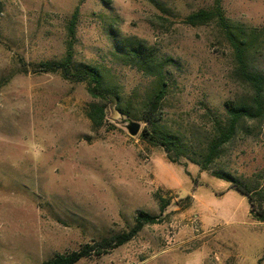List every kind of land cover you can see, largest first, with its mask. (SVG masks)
Masks as SVG:
<instances>
[{
	"label": "rangeland",
	"instance_id": "1",
	"mask_svg": "<svg viewBox=\"0 0 264 264\" xmlns=\"http://www.w3.org/2000/svg\"><path fill=\"white\" fill-rule=\"evenodd\" d=\"M213 2L0 0V264H42L79 251L128 232L140 211L159 222L76 264H264V223L214 176L227 173L259 192L264 209V109L239 122L209 170L187 160L200 157L225 122L224 103L251 93L235 78L216 23L184 22ZM221 8L237 33L255 31L246 60L264 77V0H221ZM75 11L73 60L97 67L116 98L92 99L86 83L39 67L63 58ZM125 37L174 61L164 71L168 92L155 127L180 139L186 156L176 163L140 139L150 128L143 112L155 79L116 56ZM90 103L103 108L99 127L87 116ZM128 122L140 125L135 137Z\"/></svg>",
	"mask_w": 264,
	"mask_h": 264
},
{
	"label": "trees",
	"instance_id": "2",
	"mask_svg": "<svg viewBox=\"0 0 264 264\" xmlns=\"http://www.w3.org/2000/svg\"><path fill=\"white\" fill-rule=\"evenodd\" d=\"M76 11L73 13L68 25L69 41L63 58L58 62L42 63L44 73H60L62 78L75 82L87 84L86 90L92 99L116 98L113 90L104 84L101 71L92 65L76 63L72 54V39L74 38V25ZM189 26H198L215 22L226 43L229 45L235 60L233 74L243 85L247 86L251 93L249 97L241 102L227 101L224 103L226 120L223 124L218 123L212 130L211 136L206 142L203 151L198 158H189L191 163L197 165L201 170H209L213 162L220 157L224 147L234 138L238 124L241 120H255L262 117L264 104V77L248 68L247 54L252 48L255 40V31L251 34L240 35L237 33L227 19L224 17L221 8V0H214L209 9H199L189 14L184 19ZM253 33V34H252ZM115 54L126 66L135 67L144 75L155 79V87L144 107L143 121L150 128L144 129L140 134V139L151 146H159L167 154V159L171 163H176L178 159L185 158L180 139L172 133L158 130L155 124L161 120V106L168 92V80L165 78L164 71L171 67L174 61L171 58H159L157 51L148 46L144 41L137 38H121L114 45ZM125 113L128 114L127 111ZM87 116L94 127L102 125L104 113L102 106L90 103L87 108ZM174 156V157H173ZM214 176L230 182L231 187L237 190L242 196L246 197L251 206L253 218L264 223V209L261 207L259 192H253L247 185L241 184L237 179L227 173L215 172ZM258 199V207L254 209V198ZM164 206H161V211ZM159 222L155 216L145 212H138L134 219L132 228L126 232L114 235L110 238H103L92 245H84L79 251L66 255H57L52 259L44 261L42 264H76L79 259L95 252L100 256L109 250L117 248L131 240L145 225H152Z\"/></svg>",
	"mask_w": 264,
	"mask_h": 264
},
{
	"label": "water",
	"instance_id": "3",
	"mask_svg": "<svg viewBox=\"0 0 264 264\" xmlns=\"http://www.w3.org/2000/svg\"><path fill=\"white\" fill-rule=\"evenodd\" d=\"M127 131L131 137H135L139 133L140 125L135 122H128Z\"/></svg>",
	"mask_w": 264,
	"mask_h": 264
}]
</instances>
